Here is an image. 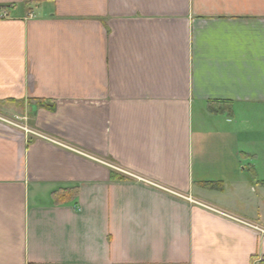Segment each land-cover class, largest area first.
Listing matches in <instances>:
<instances>
[{
	"label": "crops",
	"instance_id": "obj_1",
	"mask_svg": "<svg viewBox=\"0 0 264 264\" xmlns=\"http://www.w3.org/2000/svg\"><path fill=\"white\" fill-rule=\"evenodd\" d=\"M0 15V264H262L264 0Z\"/></svg>",
	"mask_w": 264,
	"mask_h": 264
},
{
	"label": "built area",
	"instance_id": "obj_2",
	"mask_svg": "<svg viewBox=\"0 0 264 264\" xmlns=\"http://www.w3.org/2000/svg\"><path fill=\"white\" fill-rule=\"evenodd\" d=\"M0 16L5 17V15H0ZM22 129H24V131H26V133L33 134V135H35V136H37V137H41V138H43L42 135H40V134H38V133H36V132H33V131L27 129L26 127H22ZM261 232L264 233L263 230H261ZM260 262H261L262 264H264V258H261V259H260Z\"/></svg>",
	"mask_w": 264,
	"mask_h": 264
}]
</instances>
